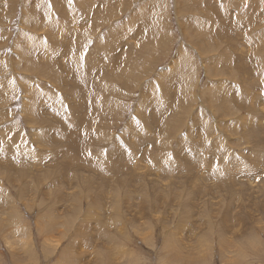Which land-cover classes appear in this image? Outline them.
Returning <instances> with one entry per match:
<instances>
[{
	"label": "rangeland",
	"instance_id": "rangeland-1",
	"mask_svg": "<svg viewBox=\"0 0 264 264\" xmlns=\"http://www.w3.org/2000/svg\"><path fill=\"white\" fill-rule=\"evenodd\" d=\"M263 151L264 0H0V264H264Z\"/></svg>",
	"mask_w": 264,
	"mask_h": 264
},
{
	"label": "bare ground",
	"instance_id": "bare-ground-1",
	"mask_svg": "<svg viewBox=\"0 0 264 264\" xmlns=\"http://www.w3.org/2000/svg\"><path fill=\"white\" fill-rule=\"evenodd\" d=\"M53 4H54V3H53ZM49 5H51V4H49ZM55 5H56V4H55ZM33 6H35V5H33ZM83 6H85V5H83ZM79 7H80V10H81L80 12H82V9H81V6H80V5H79ZM87 7H88V6H87ZM55 8H57V7H55ZM55 8H54V9H55ZM83 8H84V7H83ZM54 9H53V10H54ZM53 10H52V11H53ZM66 10H67V9H66ZM67 11H68V10H67ZM83 11H85V10L83 9ZM60 12H61V11H60ZM60 12H58V13H60ZM113 12H114V11H113ZM42 13H43V12H42ZM60 15H61V14H60ZM62 16H63V15H62ZM41 29H42V28H41ZM108 30H109V29H108ZM99 34H100V33H99ZM80 36H81V35H80ZM19 38H20V37H19ZM21 38H22V37H21ZM46 38H49V33H47ZM22 39H23V38H22ZM81 39H82V38H81ZM23 40H25V39H23ZM78 40H79V39H78ZM25 41L28 42V40H25ZM25 41H23L24 44H26ZM79 41H80V40H79ZM19 42L21 43V41H19ZM84 42H85V41H84ZM84 42H81V43L84 44ZM76 43H78V42L76 41ZM18 44H19V43H18ZM18 44H17V45H18ZM82 44H81V45H82ZM19 45H20V44H19ZM79 45H80V43H79ZM79 45H75V46L78 47ZM21 46H22V45H21ZM25 46H26V45H25ZM25 46H24V48H26ZM18 48H19V46H18ZM27 48H28V47H27ZM75 48H76V47H75ZM78 48H80V47H78ZM21 49H22V48L20 47L19 50H21ZM80 49H81V48H80ZM75 50H76V49H75ZM77 50H78V49H77ZM78 51H80V50H78ZM81 51H82V50H81ZM79 53H80V52H79ZM81 53H82V52H81ZM82 54H83V53H82ZM88 56H90V53L88 54ZM87 61H88V60H87ZM90 61H91V60H90ZM93 62H94V64H95V61H92V63H93ZM88 64H89V63L87 62V65H88ZM94 64H93V65H94ZM90 65H91V63H90ZM93 65H92V67H91V70H92V68H93L96 64H95L94 66H93ZM88 66H89V65H88ZM88 66H87V67H88ZM96 66H98V63H97ZM99 66H100V65H99ZM101 68H102V67H101ZM89 69H90V68H89ZM95 69H96V68H95ZM95 69L93 68V71H94ZM97 69H98V68H97ZM97 69H96V70H97ZM99 69H100V68H99ZM96 70H95L94 72H97V71H98V70H97V71H96ZM99 71H101V69H100ZM102 71H104V69H103ZM210 90L212 91V89H210ZM211 91H209L208 93H211ZM206 93H207V92H206ZM206 93H205V94H206ZM212 93H214V91H213ZM210 95H212V94H210ZM210 95H209V96H210ZM212 96H213V95H212ZM86 97H89V96H86ZM86 97H85V98H86ZM206 97H207V95H206ZM89 98H90V97H89ZM89 98H88V99H89ZM210 98H211V97H210ZM210 98H209V99H210ZM88 99H86V100H88ZM90 99L92 100V98H90ZM89 101H90V100H89ZM90 102H91V101H90ZM93 102H94V101H92V103H93ZM94 105H95V106H94ZM94 107H95V108L97 107L96 103L93 104V106H92L91 108H94ZM70 111H71V110H70ZM72 111H74V112H72ZM72 111H71L72 113H75L76 109H75V110H72ZM91 111H92V113H93V114H92V117L97 116V108H96V110H95V109H94V110L92 109ZM93 111H94V112H93ZM76 112H77V111H76ZM90 113H91V112H90ZM90 113H88V114H86V115H89V117H90V115H91ZM86 115H85V118H86L85 120H88V118H87L88 116L86 117ZM89 119H90V118H89ZM91 119H93V118H91ZM148 143L151 144V145H153V142H152V141H149ZM101 145H102V142H99V146H101ZM165 146H166V145H165ZM167 147H168V146H167ZM191 147H192V146H191ZM196 149H197V148H196ZM129 150H130L131 152L133 151L132 148H129ZM154 151H158V152H159V148H156ZM115 152H116V150H115V149H112V150H110V152H109L108 154H106L103 158L108 159V158H110L113 154H115ZM263 152H264V151H263ZM261 153H262V152H261ZM261 153H258V155H257V158H258V159H260V155H261ZM87 165H88V164L85 163V162H81V163H80V166H81L82 168H86ZM154 167H156V165H155ZM195 167H196V166H195ZM195 167H194V168H195ZM192 170H193V168H192ZM107 171H109V172H108V173H105V175L107 176L108 181L113 180L115 183H117L118 185H120V182L117 181V178L120 176V174H118L117 172H115L112 168L108 169ZM193 171H194V170H193ZM76 176H78V174H76ZM130 184H131V183L129 182V185H130ZM82 187H83V188L85 187V188L91 189V182H90V181H86V182H84L83 185H82ZM196 192H197V191H196ZM196 192H195V194H196ZM194 196H195V195H194ZM196 197H197V196H196ZM192 199H193V195H192ZM144 200H145V199H144ZM192 207H193V206L190 205V208H191V209H192ZM229 211H230V210H228V211H227V214H226V215L229 217V218H227L228 221H229V219H231V215H230L231 212L229 213ZM210 218H211V217H210ZM188 220H189L188 217H187V219H180L179 223H180V224L182 225V227H183V226L185 225L186 221H188ZM230 221H231V220H230ZM230 221H229V222H230ZM180 224H179V227H180ZM80 228H81V227H80ZM183 229H185V228L183 227ZM77 230H78V229H77ZM221 231H222V232H225L224 229H221ZM218 235H219V234H218ZM219 236H220V239L224 240L223 237H222L221 235H219Z\"/></svg>",
	"mask_w": 264,
	"mask_h": 264
}]
</instances>
